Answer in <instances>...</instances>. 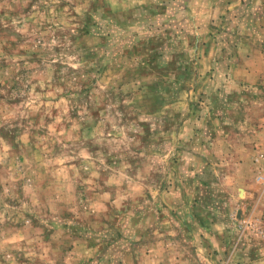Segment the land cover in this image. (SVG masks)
<instances>
[{
  "label": "rangeland",
  "instance_id": "rangeland-1",
  "mask_svg": "<svg viewBox=\"0 0 264 264\" xmlns=\"http://www.w3.org/2000/svg\"><path fill=\"white\" fill-rule=\"evenodd\" d=\"M0 264H264V0H0Z\"/></svg>",
  "mask_w": 264,
  "mask_h": 264
}]
</instances>
